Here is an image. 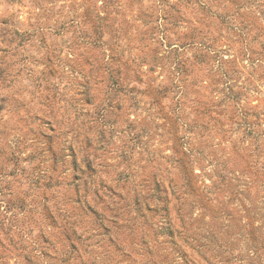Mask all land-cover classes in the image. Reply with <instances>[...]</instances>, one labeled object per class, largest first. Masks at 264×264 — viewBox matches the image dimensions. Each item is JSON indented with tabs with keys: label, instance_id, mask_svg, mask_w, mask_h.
<instances>
[{
	"label": "rangeland",
	"instance_id": "rangeland-1",
	"mask_svg": "<svg viewBox=\"0 0 264 264\" xmlns=\"http://www.w3.org/2000/svg\"><path fill=\"white\" fill-rule=\"evenodd\" d=\"M0 264H264V0H0Z\"/></svg>",
	"mask_w": 264,
	"mask_h": 264
}]
</instances>
